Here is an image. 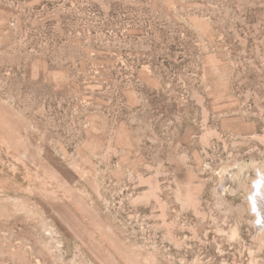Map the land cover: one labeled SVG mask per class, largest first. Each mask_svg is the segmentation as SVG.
I'll list each match as a JSON object with an SVG mask.
<instances>
[{
    "label": "rangeland",
    "instance_id": "obj_1",
    "mask_svg": "<svg viewBox=\"0 0 264 264\" xmlns=\"http://www.w3.org/2000/svg\"><path fill=\"white\" fill-rule=\"evenodd\" d=\"M261 180L264 0H0V264H264Z\"/></svg>",
    "mask_w": 264,
    "mask_h": 264
},
{
    "label": "bare ground",
    "instance_id": "obj_2",
    "mask_svg": "<svg viewBox=\"0 0 264 264\" xmlns=\"http://www.w3.org/2000/svg\"><path fill=\"white\" fill-rule=\"evenodd\" d=\"M259 185H262V188H264V184L261 180V183H259ZM258 186V184H257ZM257 193L255 195L252 196V202L254 204V206L257 208V213L260 217L261 221V227L264 228V190L262 189H256ZM258 193H260V196L257 195Z\"/></svg>",
    "mask_w": 264,
    "mask_h": 264
}]
</instances>
